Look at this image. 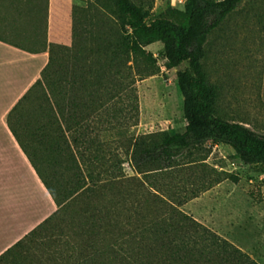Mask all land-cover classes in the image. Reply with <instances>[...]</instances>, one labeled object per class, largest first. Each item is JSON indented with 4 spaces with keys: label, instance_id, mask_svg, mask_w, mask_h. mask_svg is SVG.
Here are the masks:
<instances>
[{
    "label": "trees",
    "instance_id": "16d2710c",
    "mask_svg": "<svg viewBox=\"0 0 264 264\" xmlns=\"http://www.w3.org/2000/svg\"><path fill=\"white\" fill-rule=\"evenodd\" d=\"M16 1L15 10L24 1L30 9L40 5ZM243 1L186 0L187 26L181 27L168 19L149 23L147 12L131 0H95L114 8L93 25L96 31L79 36L74 24L70 47L46 41L33 51L5 39L31 53L49 52L40 79L7 122L57 210L1 256L0 264H259L182 211L183 202L166 194L152 176L208 142L230 146L246 165L264 166V135L216 116L217 93L202 63L210 34ZM45 4L48 9V0ZM156 43L163 45L169 69L188 63L177 73L187 125L153 145L132 137L125 156L143 177H128L124 150L107 152L97 125H109L106 131L112 132L131 122L118 97L126 82L133 85L135 76L150 74L154 60L146 49ZM139 59L144 70L138 69Z\"/></svg>",
    "mask_w": 264,
    "mask_h": 264
},
{
    "label": "rangeland",
    "instance_id": "374dc122",
    "mask_svg": "<svg viewBox=\"0 0 264 264\" xmlns=\"http://www.w3.org/2000/svg\"><path fill=\"white\" fill-rule=\"evenodd\" d=\"M36 1L40 4L36 9H30L24 1L18 3L21 9L15 10L18 1L0 0V11L5 17L15 18L13 23L17 22L16 27L24 34L3 38L33 51L43 48L48 40L47 0ZM131 1L147 12L149 23L168 19L187 26L186 0ZM88 5V11L83 12ZM113 8H103L95 0H75L73 25L78 35L96 31L93 25L105 21ZM146 50L154 60L150 74L135 76L133 85L126 82L118 97L119 108L132 117L131 122L120 123L112 132L106 131L111 130L109 125H97L107 152L122 148V155L124 150L122 168L128 177H143L131 169L125 156L132 137H144L147 145H153L168 135L183 132L187 125L177 73L187 69L188 63L169 69L162 44H153ZM137 63L138 69L144 70V61L139 59ZM202 63L217 93L216 116L264 135V0H244L212 31ZM45 169L53 174L47 165ZM152 176L166 194L177 203L183 202L182 211L264 264V166L246 165L230 146L208 142L176 158L172 169Z\"/></svg>",
    "mask_w": 264,
    "mask_h": 264
},
{
    "label": "crops",
    "instance_id": "0c3cea01",
    "mask_svg": "<svg viewBox=\"0 0 264 264\" xmlns=\"http://www.w3.org/2000/svg\"><path fill=\"white\" fill-rule=\"evenodd\" d=\"M74 4L48 0V45L72 46ZM13 19L0 11V38L24 36ZM48 62V50L31 53L0 39V257L57 210L7 122Z\"/></svg>",
    "mask_w": 264,
    "mask_h": 264
}]
</instances>
